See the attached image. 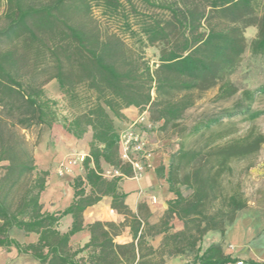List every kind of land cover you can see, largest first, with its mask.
<instances>
[{
  "label": "trees",
  "instance_id": "trees-1",
  "mask_svg": "<svg viewBox=\"0 0 264 264\" xmlns=\"http://www.w3.org/2000/svg\"><path fill=\"white\" fill-rule=\"evenodd\" d=\"M130 1V0H127ZM166 16L130 13L120 0H4L0 26V246H20L9 239L16 229L38 236L24 246L39 264H165L164 257L179 255L184 264H234L225 254V231L236 214L246 208L239 185H232L230 164L256 154L264 137L252 131L244 136L216 134L202 148H186L182 141L167 166L155 174L163 179L174 200L161 221L167 233L171 219L183 230L165 235L154 250L148 245L141 218L132 214L119 189L130 168L118 154L119 133L124 129L122 111L148 107L149 121L162 128L175 126L193 105L191 93L221 83L219 95L236 93L229 77L245 52L244 30L257 27L251 52L264 54V1L257 0H139ZM115 23L138 50L157 47L154 69L140 54L128 48L116 32L103 29L93 12ZM55 81L60 94L74 110L60 116L58 103L45 86ZM261 92H264L262 89ZM246 109L225 118L243 115L253 121L263 112H251L254 92H244ZM221 119L195 124L188 137H204ZM57 126L76 139L91 133L88 155L70 187L72 203L61 212H42L40 196L48 171L38 170L33 148L23 131L51 130ZM212 132L210 137H212ZM104 167L121 176L105 178ZM181 187L191 191L184 197ZM103 197L124 222H94L89 241L72 249L70 238L83 230V212ZM71 215L72 226L59 233L60 219ZM145 224V223H144ZM128 227L131 242L116 244L113 238ZM150 235L151 230H147ZM220 241L201 248L208 233ZM158 233V231H156ZM248 264H256L249 262Z\"/></svg>",
  "mask_w": 264,
  "mask_h": 264
},
{
  "label": "rangeland",
  "instance_id": "rangeland-1",
  "mask_svg": "<svg viewBox=\"0 0 264 264\" xmlns=\"http://www.w3.org/2000/svg\"><path fill=\"white\" fill-rule=\"evenodd\" d=\"M46 2L47 0H41ZM262 3L264 0H257ZM123 7L130 13V8L134 7L138 12L143 14H158L163 17L166 13L153 10L146 3L139 0H120ZM4 0H0V18L4 11ZM93 19L101 28L108 29L109 32H116V34L122 39L123 43L135 54H140L143 61L147 63L151 69H154L157 64L158 48L147 47L142 50H138L134 41L127 35L117 31L115 23L109 22L103 18L96 10L93 12ZM2 19H0V26L2 25ZM257 27H249L244 30V37L246 40L245 52L240 58L237 69L233 75L229 77L231 86L236 90V93L230 97H221L219 95V87L221 83L210 88H203L191 93V99L193 105L187 109L182 119L175 126H167L162 128L161 123L154 125L151 130L148 131V136L151 138V145L154 148L155 155H165L170 157L177 149L180 143L183 141L186 148L194 147L196 149L202 148L210 141L217 139L216 134L229 135L230 137L244 136L248 132L252 131L255 135L261 134L264 137V54H255L251 52V44L257 37ZM47 96L57 101L60 116L70 118L74 114V110L69 107L67 100L60 94L58 86L55 81H50L45 86ZM254 92V102L250 107L251 112H263V115L259 118L251 121L247 116L238 115L225 118L232 115L239 109H246V104L243 100L244 92ZM220 118L221 123L212 127L210 133L206 132L204 137H188V132L195 124L200 122ZM212 132V137L210 134ZM28 144L33 148L37 146L46 145L48 150L54 144V138L51 137V132L45 128H33L29 131H23ZM69 141L62 148L64 155L53 163L52 167L47 169L48 173L52 172L57 174V166L59 162H62L68 158H73L75 155H71L69 152V146L74 147L78 155H82L81 150L86 149L88 143V136L84 135L81 139H76L69 134L64 135ZM47 137H49L47 139ZM161 155V158H162ZM165 158V157H164ZM57 164V165H56ZM232 167V174L230 180L232 185H239V189L244 199L247 202L246 208L236 214V218L244 214L253 211V214H257L260 211L261 196L264 194V143L260 147V150L242 161H234L230 164ZM1 172V170H0ZM83 173L82 166L79 164L71 167L70 172L63 174L61 177L69 182ZM58 175V174H57ZM59 176V175H58ZM181 192L184 197H189L191 191L185 187H181ZM252 213V212H251Z\"/></svg>",
  "mask_w": 264,
  "mask_h": 264
},
{
  "label": "crops",
  "instance_id": "crops-1",
  "mask_svg": "<svg viewBox=\"0 0 264 264\" xmlns=\"http://www.w3.org/2000/svg\"><path fill=\"white\" fill-rule=\"evenodd\" d=\"M125 116L124 126L134 120L139 110L130 107L122 111ZM54 138V144L48 150L46 145H39L34 148L33 157L38 170L47 171L53 163L64 155L62 148L65 144L72 142L64 135L67 134L59 127L54 126L49 130ZM88 143L91 141V133L87 132ZM49 137H47L48 139ZM151 143V138L148 136ZM67 148V146H65ZM71 155H78L80 152L69 146ZM89 145L86 149H82L81 153L87 156ZM162 155V154H161ZM156 154L152 160V169L146 171L139 177H123L119 182V189L125 195L124 203L134 215H138L142 221V228L146 231V241L154 250L161 247L165 235L174 234L183 230L182 223L176 218L171 219L168 224L167 233L163 232L161 221L167 210V204L174 200L172 193L168 191V186L163 179H159L155 170L159 166H167L169 157ZM165 157V158H164ZM4 164L0 165L3 166ZM57 165V164H56ZM104 172L110 168L104 167ZM57 171V170H56ZM1 176V172H0ZM111 179V178H108ZM71 181L67 182L64 177L57 174L49 173L46 179L45 190L40 196L42 212L56 213L67 208L73 200V190L70 187ZM260 211L255 215L253 211L246 212L235 219L234 223L225 231L224 243L225 254L236 259L234 264H248L253 262L256 264H264V194L261 196ZM252 212V213H251ZM83 230L74 234L69 241V246L72 249L86 244L90 239L88 226L94 222H108L119 225L124 222V217L117 214L111 209V199L103 197L97 204L88 207L83 212ZM71 215H66L60 219L56 226V230L63 234L69 231L72 226ZM147 230H151L150 235ZM158 231V233H156ZM9 239L14 240L20 248L13 245L0 246V264H39L29 253L23 252V248L29 244H35L38 236L36 234H25L16 229H12L9 234ZM2 240V237H0ZM131 236L128 227L123 228L121 233L113 238L116 244L130 243ZM220 241V237L214 233H208L202 241L201 248L206 249L212 243ZM165 264H184L185 261L179 255H169L164 257Z\"/></svg>",
  "mask_w": 264,
  "mask_h": 264
},
{
  "label": "built area",
  "instance_id": "built-area-1",
  "mask_svg": "<svg viewBox=\"0 0 264 264\" xmlns=\"http://www.w3.org/2000/svg\"><path fill=\"white\" fill-rule=\"evenodd\" d=\"M149 121L148 107H145L138 116L128 122L119 133L118 154L122 164L127 165L132 177H139L146 171L152 169V160L155 150L148 140V131L152 129ZM84 155H75L58 163L57 174L62 176L69 173L71 167L81 164ZM105 178L121 176L118 170L110 168L104 172Z\"/></svg>",
  "mask_w": 264,
  "mask_h": 264
}]
</instances>
